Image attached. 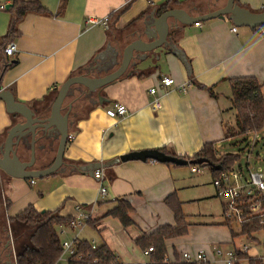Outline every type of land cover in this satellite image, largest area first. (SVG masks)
<instances>
[{"label": "crops", "instance_id": "1", "mask_svg": "<svg viewBox=\"0 0 264 264\" xmlns=\"http://www.w3.org/2000/svg\"><path fill=\"white\" fill-rule=\"evenodd\" d=\"M40 1L51 14L29 13L21 20L19 35L14 39L18 48L12 57L15 64L4 72L0 87V92H10L17 104L37 117L48 116L59 88L69 77L104 76L119 67L130 43L151 41L155 27L149 25L166 12L159 13L164 2L168 1V10L183 9L191 16L208 14L227 3L134 0L125 8L129 0H68L60 13L62 0ZM10 3L12 0H0L5 6ZM236 3L251 12L264 13V0ZM9 9H0V38L9 30ZM91 16L109 17V28L90 23ZM196 23L185 25L170 18L168 43L151 52L136 51L121 78L99 91H89L83 85L71 88L63 107L66 113L72 104L69 120L73 104L81 96L93 104L92 108L74 110L69 133L75 138L67 142L64 163L58 172L34 178L31 183L0 169V211L6 218H14L30 205L40 211L58 210L61 216L75 217L79 214L77 207L85 210L97 201L93 216L96 224L92 226L103 237V243L115 251L120 262L143 264L145 257L135 240L163 224H175L174 213L165 203V198L175 193L191 225L188 234L167 242L171 259L174 250L180 254L210 251L215 244L234 243L230 228L224 224V201L217 195L209 166L204 172L191 173L185 165L152 159L116 160L146 149L190 157L207 142H216L218 150L225 152L233 138L225 137L224 125L234 123L229 80L254 76L263 84L264 92V25L239 24L229 15ZM79 71L82 73L76 74ZM162 75L174 77L176 83L161 86ZM152 87L157 88L155 94L150 92ZM207 87H214L216 95L210 94ZM156 97H160V108L153 106ZM116 104L125 105L128 113L119 115ZM23 121L24 116L10 111L0 97V149L9 130ZM38 136L45 138L42 132ZM57 147L54 133L48 137L47 159L36 168L48 167ZM22 151L21 146L19 153ZM98 169H103L105 175V199L100 198V181L94 176ZM118 198L133 205L132 226L124 227L119 220L104 217ZM213 201L219 209H211ZM57 231L66 236L62 240L77 235L66 225L57 226ZM82 232L79 239L92 242Z\"/></svg>", "mask_w": 264, "mask_h": 264}, {"label": "trees", "instance_id": "2", "mask_svg": "<svg viewBox=\"0 0 264 264\" xmlns=\"http://www.w3.org/2000/svg\"><path fill=\"white\" fill-rule=\"evenodd\" d=\"M133 1L129 0L125 8ZM67 2L68 0L61 1L59 7L60 13L66 8ZM12 3L13 6L9 9L11 17L8 33L0 38V87L2 86L4 72L15 64L12 57L7 56L5 53V47L19 35L18 26L21 20L29 13L51 14L40 0H12ZM167 10L168 1L161 5L159 13L161 14ZM78 73H82V71L76 74ZM229 81L232 89L230 97L232 104L230 109L234 111V123L232 125H224L225 137L231 139L242 134L257 133L264 130L263 84L254 76L237 77ZM77 85L79 84L73 85L72 88ZM207 89L210 94L216 95L214 87H207ZM73 105V109L76 110L77 108H83L82 106H87L86 108L91 109L93 104H89L87 98L81 96ZM74 110H72L69 120V131L73 124ZM239 157L240 153L231 151L220 152L216 146V142H207L198 152L190 157L187 156L184 158L191 161L200 159L207 160V162L192 163L189 165L209 166L212 170L213 178H215L221 172L234 168L242 169V165L238 164ZM52 162L53 159H51L48 165L50 166ZM245 200H248L249 204H251L257 198L245 196ZM116 201V205L106 212L104 217L115 218L124 227L132 226L134 220L130 213L134 211L133 205L125 198H118ZM260 202L261 207L259 211H251L249 207L245 210L242 222L238 223L239 231L234 229L236 220H225L224 224L230 228L233 239L239 235L252 237L256 232H264V197L260 199ZM165 203L174 213L175 224H163L151 232L142 233L136 238V245L142 250L149 247L154 248L151 254L152 264H199L182 260L181 254L177 250H174L172 259L169 257L167 242L170 239L188 234L191 224L187 221V215L183 211L182 201L179 200L175 193L168 195L165 198ZM72 218L73 216H61L58 210L40 211L33 205L28 206L23 212L12 218L18 228L20 227L19 225H23L31 227L32 229L29 236L23 238L21 235L17 240L18 252L16 254V264H55L63 252L62 239L57 231V226H67ZM89 224L95 225L96 221L92 219ZM256 239L260 242V239ZM238 252L240 258L248 259L250 264H264V255L251 256L248 251L242 252L238 250ZM68 264L124 263L118 260L115 251L107 243L104 242L97 245L96 248H93L92 242L89 240L79 239L76 243V253L72 256Z\"/></svg>", "mask_w": 264, "mask_h": 264}, {"label": "water", "instance_id": "3", "mask_svg": "<svg viewBox=\"0 0 264 264\" xmlns=\"http://www.w3.org/2000/svg\"><path fill=\"white\" fill-rule=\"evenodd\" d=\"M12 6L13 3L7 4L6 9H9ZM226 15H229L231 19L239 24L264 25V13L251 12L249 9L238 5L236 0H227V3L223 8L201 16H191L183 9L168 10L149 25V27H152V25L155 27V32L153 35H150L153 38L151 41L145 42L143 40H137L126 46L123 51L121 63L116 70L101 77H92L85 74H78L69 77L59 88L48 116H35L34 112L29 110L27 107L17 104L14 96L10 92L1 91L0 97L6 101L8 109L10 111L20 112L24 116L25 121L16 124L9 130L5 142L0 149V169L12 177L21 179L40 178L58 172L64 163V155L69 135V113L72 107V104H70V109L64 113L63 104L73 85L79 84L87 87L89 91H99L106 85L121 78L129 68L136 51L147 53L161 46H165L168 43L170 18H173L176 22L190 25L215 17L225 18ZM39 132H42V136L45 138L50 137L54 133L58 137V147L55 159L50 166L43 169L34 168V156H32L30 160L26 161H23L19 156V151L25 138L31 136V144L32 148H34L35 140H37ZM148 159L165 163H173L176 165H189L192 163L207 162L205 159L191 161L160 149L133 151L121 155L116 160L145 161Z\"/></svg>", "mask_w": 264, "mask_h": 264}, {"label": "built area", "instance_id": "4", "mask_svg": "<svg viewBox=\"0 0 264 264\" xmlns=\"http://www.w3.org/2000/svg\"><path fill=\"white\" fill-rule=\"evenodd\" d=\"M0 9H6L5 4H0ZM89 22L94 25H100L106 29L109 28V17L97 18L94 16L89 17ZM197 25L200 23L197 22ZM233 30H236L234 28ZM18 52L17 44L12 41L5 47V53L9 57L15 56ZM176 83L174 77L169 75H162L160 77V85L163 87H170ZM185 85L181 86V90L185 91ZM152 94L157 92L156 87L150 89ZM155 108L161 107L160 97H156L153 101ZM116 111L119 115L124 116L128 113V109L123 104H116ZM75 138L74 134L68 135V141L71 142ZM192 172L201 171L202 166L190 165ZM249 169V168H248ZM96 179L100 181L99 195L100 198L105 199L108 196V188L102 183L105 175L103 169H98L94 172ZM31 183L35 182V179H29ZM213 184L216 187L217 195L224 200V216L226 220H236L237 223L242 222L243 214L248 209L254 212L260 210V199L264 197V174L254 172L249 169L245 171L243 168H234L213 178ZM245 196L256 197L257 200L249 204L248 200H245ZM97 201L94 202L89 208L83 209L77 207L79 214L71 219L68 228L77 232L74 239L62 240L63 252L55 264H68L72 256L76 253V243L79 240V233L83 228L94 218ZM64 232V231H63ZM93 248H96V244L92 243ZM249 246L242 245L241 247H235L224 251L219 244H215L210 251H184L181 253V259L186 262H196L199 264H241L242 259L239 256V251H248ZM153 247L142 250V254L145 257L143 264H152V252ZM170 260V259H169Z\"/></svg>", "mask_w": 264, "mask_h": 264}, {"label": "rangeland", "instance_id": "5", "mask_svg": "<svg viewBox=\"0 0 264 264\" xmlns=\"http://www.w3.org/2000/svg\"><path fill=\"white\" fill-rule=\"evenodd\" d=\"M31 140H32L31 137L28 139L25 138L24 143H22L21 145L23 151L19 153V156L23 161L30 160L31 157L34 156L35 166L37 167L39 165H42L44 159H47L45 157L47 156L48 138H40V136H38L37 140H35L34 148H32ZM226 146H227L226 151L240 153L238 164H241L242 168L245 171H249L250 169L251 171L264 174V130L257 133L242 134L240 136L234 137L231 141V144L227 143ZM185 166L189 168L191 173H198V172H192L190 165H185ZM205 170H208V168L206 167L201 168V171L204 172ZM211 207H212L211 209H216V208L219 209L218 203L214 201L211 203ZM19 226H20L19 228L16 227L17 231L15 235H19V236L22 235L23 238L29 236L32 230L31 227H26L23 225H19ZM234 229L236 231H239V224L237 222L234 223ZM82 236L87 237L92 242L103 243L104 241L99 231L89 223L83 228ZM60 238L66 239L64 233L63 234L60 233ZM256 238L260 239V242H258ZM17 240L14 243L16 254L18 252ZM244 244L249 246L248 249L249 255L251 256L264 255V232H256L253 234L252 237L239 235L236 238H234V243L232 242L222 243L221 247L224 251H227L229 249H234L235 247L239 248ZM241 264H250V263L248 259H243L241 261Z\"/></svg>", "mask_w": 264, "mask_h": 264}, {"label": "flooded vegetation", "instance_id": "6", "mask_svg": "<svg viewBox=\"0 0 264 264\" xmlns=\"http://www.w3.org/2000/svg\"><path fill=\"white\" fill-rule=\"evenodd\" d=\"M16 227V222L6 218L0 211V264H16L14 243L19 238V235H15Z\"/></svg>", "mask_w": 264, "mask_h": 264}]
</instances>
